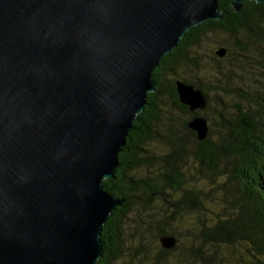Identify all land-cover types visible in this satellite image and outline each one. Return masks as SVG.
Segmentation results:
<instances>
[{"label": "water", "instance_id": "95a60500", "mask_svg": "<svg viewBox=\"0 0 264 264\" xmlns=\"http://www.w3.org/2000/svg\"><path fill=\"white\" fill-rule=\"evenodd\" d=\"M248 1L264 3L232 7ZM222 17L218 0H0V264L98 263L103 226L125 201L103 181L153 72L188 31ZM176 91L191 113L206 109L194 85ZM188 128L209 133L201 116Z\"/></svg>", "mask_w": 264, "mask_h": 264}, {"label": "trees", "instance_id": "16d2710c", "mask_svg": "<svg viewBox=\"0 0 264 264\" xmlns=\"http://www.w3.org/2000/svg\"><path fill=\"white\" fill-rule=\"evenodd\" d=\"M232 3L233 0H218L222 19L208 20L188 31L153 72L156 89L148 94L145 110L136 117L126 144L118 155V166L113 175L103 181L107 192L125 201L103 226L100 237L103 254L97 264H142V261L168 264V258L179 249L176 220L184 210L202 214L195 224L198 225L202 246L196 254L200 264L223 263L224 257H218L215 252L205 254L211 248L236 247L245 250V264H264V52L258 68L262 81L255 84L242 82L234 87L237 101L232 106L221 103L218 113L220 130L215 135L209 128L203 141H199L196 133L188 128V122L200 116L201 112H205L206 117L211 110L208 88L200 84V79L182 80L194 85L207 98L205 110L191 113L187 106L180 103L176 91V82L180 80L172 78L183 68L216 75V66L208 68L199 63L200 49L215 37L219 38L221 46L217 51L220 48L227 51L224 57L235 52L249 58L248 53L254 48L259 46L264 49V3L245 2L239 12L234 10ZM229 37L235 40L234 48L226 44ZM216 52L218 59L224 58ZM218 59L217 64H220ZM231 83L233 80H226V85ZM223 90L229 94V91ZM165 100L169 101V105ZM168 107L190 117L182 123L184 135H180L174 119L166 118ZM188 137L193 143L190 149L192 157L204 165L209 178L214 181L226 175L228 179L225 183H233L236 188L227 192L229 208L228 211L224 209V214L206 218L209 207L200 199L201 190L184 188ZM155 141L165 144L169 148L168 153L161 157L150 155L145 147ZM143 168L152 169L153 173L138 177L134 172ZM158 202L163 213L160 218L146 222L144 211L152 209ZM133 216L138 219L137 228L148 224L147 230L149 228L148 231L154 232V241L146 243L142 237H137L139 244L136 252L130 253L125 229L127 221ZM165 235L177 240L171 250L159 247L158 240ZM155 249L157 253L152 255Z\"/></svg>", "mask_w": 264, "mask_h": 264}, {"label": "rangeland", "instance_id": "374dc122", "mask_svg": "<svg viewBox=\"0 0 264 264\" xmlns=\"http://www.w3.org/2000/svg\"><path fill=\"white\" fill-rule=\"evenodd\" d=\"M219 38L215 37L210 40L206 46L200 49L199 55V63L206 67L216 66V75L208 74L206 71H198L193 68H183L178 72L176 77H172L173 79H177L182 81L183 79H200V84L206 86L209 91V96L211 98L210 106H212L211 110L207 113L205 117V112H201L200 116L204 117L208 126L213 134L217 135L219 128V109L222 107L221 103H227L229 106H232L237 98L235 97L234 91L235 86L239 85L242 82L255 84L257 81H262L261 71L258 69L261 66L262 54L264 49L262 47L254 48L251 53H248L249 58L241 57L240 53H233V55L229 57H224L223 59H218L215 56V52L219 47ZM229 47L234 48L235 40L232 37L227 38V43ZM216 59L220 61V64H217ZM237 59V60H235ZM220 72V74H218ZM230 79L231 85H226V80ZM227 86V87H226ZM229 91V94H225L224 90ZM233 93V94H232ZM165 103L169 105V101L165 100ZM167 109L166 118H172L175 120V125L180 132V135H184L185 132L182 130V123L185 120L190 119L189 116H185L178 111H173L171 107ZM165 118V119H166ZM189 141V152L188 156L184 160L185 165V177L186 183L185 189H200L201 190V200L204 201L206 206L209 207L208 212H206V218H213V215H221L224 214V209L228 211V204L226 200H228V191L229 189H236L233 183H225L227 182V176H223L222 178H217L213 181V178H209V173L203 164H200L196 161L191 155V148L193 147V143L190 137L187 138ZM147 151L150 155L161 157L162 155L168 153L169 148L163 144L162 142H152L148 144L146 147ZM138 177L149 175V173H153L152 169L143 168L134 172ZM222 189H226L222 190ZM161 203H156L153 205L152 209H147L143 213L144 220L151 221L152 219L159 217L161 213H163ZM158 215V216H156ZM202 214L196 213L191 210L182 211L177 220V239L179 249L174 254L168 258V264H200L197 257V252L200 251L201 241L199 239L198 234V219L201 218ZM138 219L136 217H131L127 221V226L125 229V240L127 241L128 251L130 253H135L139 244V240L137 237H142L143 242H151L154 241V232L148 231L146 224L140 228L136 227ZM142 241V240H141ZM159 247L160 243L158 240ZM155 246V245H153ZM204 249V248H203ZM215 252L218 257H224L222 264H245L246 253L243 248L236 247L232 248H211L209 252H205V254H210ZM156 249L153 251V254H156ZM183 261H180V259ZM196 258V260L194 259ZM142 264H147L143 263Z\"/></svg>", "mask_w": 264, "mask_h": 264}]
</instances>
